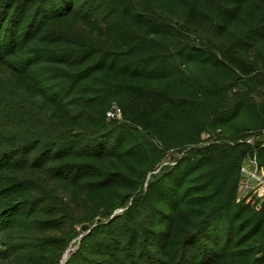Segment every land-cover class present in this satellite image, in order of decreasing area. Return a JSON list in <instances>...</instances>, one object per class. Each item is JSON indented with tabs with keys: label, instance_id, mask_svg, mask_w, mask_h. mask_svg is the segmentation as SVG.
I'll list each match as a JSON object with an SVG mask.
<instances>
[{
	"label": "trees",
	"instance_id": "trees-1",
	"mask_svg": "<svg viewBox=\"0 0 264 264\" xmlns=\"http://www.w3.org/2000/svg\"><path fill=\"white\" fill-rule=\"evenodd\" d=\"M164 1L0 0V264H264V0Z\"/></svg>",
	"mask_w": 264,
	"mask_h": 264
},
{
	"label": "built area",
	"instance_id": "built-area-1",
	"mask_svg": "<svg viewBox=\"0 0 264 264\" xmlns=\"http://www.w3.org/2000/svg\"><path fill=\"white\" fill-rule=\"evenodd\" d=\"M108 114L110 117H121V110L114 106ZM239 141L252 145L258 144L259 147L255 153L248 154L243 161L237 201H244L259 208L264 202V128L251 130Z\"/></svg>",
	"mask_w": 264,
	"mask_h": 264
},
{
	"label": "rangeland",
	"instance_id": "rangeland-1",
	"mask_svg": "<svg viewBox=\"0 0 264 264\" xmlns=\"http://www.w3.org/2000/svg\"><path fill=\"white\" fill-rule=\"evenodd\" d=\"M174 1H176L177 2V0H168L167 2H168V8H167V6H166V4H165V1H164V3H163V6H164V8L166 9V10H168L170 7H169V5L171 4V3H173ZM170 13V12H169ZM170 14H172V13H170ZM173 15V14H172ZM178 15H180L179 13H176V14H174V16L175 17H178ZM252 58L253 59H256V60H258V62L262 65L263 63H264V60L262 59V57H261V55L256 51V50H252ZM238 89L237 88H234V89H232L230 92H229V95H233V93H236V91H237ZM251 95H252V98H253V100H255L256 101V103L257 104H261V102H263V100H264V85H262V84H256L255 86H254V89H252L251 90ZM238 121H239V119L236 117V118H233V120H231L230 122H232V124H227V129H234L235 128V125L238 123ZM211 134L210 133H204V135H203V137L204 138H208L209 136H210ZM75 247H76V245L75 244H73L71 247H70V249H69V251L67 252V254H66V256H65V259L69 256V253H70V251H72V250H74L75 249ZM64 259V260H65Z\"/></svg>",
	"mask_w": 264,
	"mask_h": 264
},
{
	"label": "water",
	"instance_id": "water-1",
	"mask_svg": "<svg viewBox=\"0 0 264 264\" xmlns=\"http://www.w3.org/2000/svg\"><path fill=\"white\" fill-rule=\"evenodd\" d=\"M98 221H101V218H99ZM82 229H83V230H88V229H89V224H84V225L82 226ZM65 256H66V255H65Z\"/></svg>",
	"mask_w": 264,
	"mask_h": 264
}]
</instances>
